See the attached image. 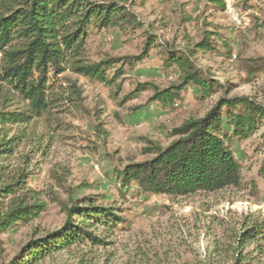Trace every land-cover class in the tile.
<instances>
[{
    "label": "rangeland",
    "instance_id": "obj_1",
    "mask_svg": "<svg viewBox=\"0 0 264 264\" xmlns=\"http://www.w3.org/2000/svg\"><path fill=\"white\" fill-rule=\"evenodd\" d=\"M234 5L240 14L248 12L249 24L235 25L224 9L209 0H146L134 6L144 23L140 29L90 32L87 46L92 60L140 55L147 30L158 39L134 67L124 66L125 81L116 98L100 83L64 74L81 84L84 110L61 115L63 125L53 134L46 154L34 157L37 164L31 166L27 186L46 192L53 185L51 175H62L74 199L94 197L100 205L118 208L125 221L104 236L107 245L72 246L38 264H230L243 223L264 221V146L252 145V140L234 142L231 147L241 164L242 177L254 182L255 188H224L176 198L149 192L136 195L134 183L124 196L117 191L115 169L144 159L145 139L168 144L173 127L202 117L220 95H247L264 102V78L252 70L264 65V0H234ZM205 31L218 33L217 49L194 52L195 61L228 92L201 98L199 88L187 84L174 107L149 102L150 88L119 103L139 83L160 88L177 84L179 70L165 66L164 48L192 49ZM55 190L62 201L69 200L66 189ZM63 219L60 206L48 202L38 218L0 234L3 257L9 260L28 239L57 228ZM256 242V249L255 243H250L239 250L246 255L242 264H264V238Z\"/></svg>",
    "mask_w": 264,
    "mask_h": 264
},
{
    "label": "trees",
    "instance_id": "obj_2",
    "mask_svg": "<svg viewBox=\"0 0 264 264\" xmlns=\"http://www.w3.org/2000/svg\"><path fill=\"white\" fill-rule=\"evenodd\" d=\"M145 1L0 0V234L38 218L48 202L57 203L64 214L57 228L31 237L9 260L3 257L0 239V264H38L72 246L107 245L104 236L125 221L118 208L100 205L94 197L74 199L62 175H51L53 185L46 192L29 188L27 180L31 166L37 164L34 157L46 154L53 134L62 127L61 115L84 110L81 84L64 74L100 83L116 98L125 81L124 66L134 67L156 43L157 35L147 30L138 56L92 60L88 54L87 38L93 29L127 32L143 27L134 6ZM209 2L224 9V0ZM216 36V31H205L192 49L165 47L164 64L177 67L179 82L165 88L139 83L119 103L150 88L149 102L174 107L187 84L197 86L201 98L228 92L194 58V52L216 51ZM252 70L264 78V65ZM169 137L166 145L145 139L142 153L146 157L115 169L121 196L132 183L136 195L149 192L173 198L224 188H255L254 182L242 177L231 145L252 140V145L264 146V102L247 95H220L202 117L184 120L170 130ZM55 189H66L69 200L62 201ZM243 224L230 264H242L246 255L239 250L250 243L256 249V241L264 238V221Z\"/></svg>",
    "mask_w": 264,
    "mask_h": 264
},
{
    "label": "built area",
    "instance_id": "obj_3",
    "mask_svg": "<svg viewBox=\"0 0 264 264\" xmlns=\"http://www.w3.org/2000/svg\"><path fill=\"white\" fill-rule=\"evenodd\" d=\"M224 2V12L235 25H247L250 23V17L248 16V12L240 14L234 5V0H224ZM95 168H98V166L95 165Z\"/></svg>",
    "mask_w": 264,
    "mask_h": 264
}]
</instances>
